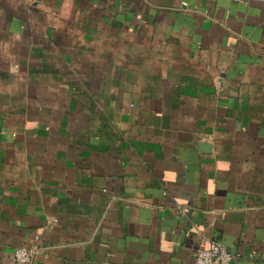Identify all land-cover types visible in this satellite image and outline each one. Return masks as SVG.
I'll return each instance as SVG.
<instances>
[{
    "label": "crops",
    "instance_id": "crops-1",
    "mask_svg": "<svg viewBox=\"0 0 264 264\" xmlns=\"http://www.w3.org/2000/svg\"><path fill=\"white\" fill-rule=\"evenodd\" d=\"M264 264V0H0V264Z\"/></svg>",
    "mask_w": 264,
    "mask_h": 264
},
{
    "label": "built area",
    "instance_id": "built-area-1",
    "mask_svg": "<svg viewBox=\"0 0 264 264\" xmlns=\"http://www.w3.org/2000/svg\"><path fill=\"white\" fill-rule=\"evenodd\" d=\"M33 259V250L25 246L13 250L11 260L18 264H27ZM232 254L220 239H213L209 245L198 251L194 264H230Z\"/></svg>",
    "mask_w": 264,
    "mask_h": 264
}]
</instances>
